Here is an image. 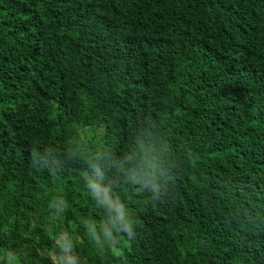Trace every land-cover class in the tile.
Returning a JSON list of instances; mask_svg holds the SVG:
<instances>
[{
    "label": "trees",
    "instance_id": "16d2710c",
    "mask_svg": "<svg viewBox=\"0 0 264 264\" xmlns=\"http://www.w3.org/2000/svg\"><path fill=\"white\" fill-rule=\"evenodd\" d=\"M0 264H264V0H0Z\"/></svg>",
    "mask_w": 264,
    "mask_h": 264
}]
</instances>
